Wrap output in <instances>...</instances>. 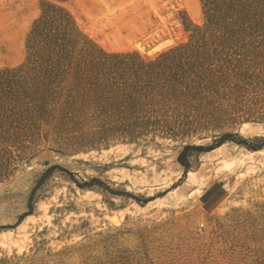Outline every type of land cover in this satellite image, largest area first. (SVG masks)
<instances>
[{
	"label": "rangeland",
	"instance_id": "obj_1",
	"mask_svg": "<svg viewBox=\"0 0 264 264\" xmlns=\"http://www.w3.org/2000/svg\"><path fill=\"white\" fill-rule=\"evenodd\" d=\"M182 2L0 0V264H264V0H235L213 25L202 0ZM47 12L68 21L76 54L149 61L198 48L214 83L173 131L128 135L92 110L42 112L28 97ZM136 14L128 34L107 37ZM223 161L231 169L195 191L189 173L208 180ZM215 182L222 201L205 211Z\"/></svg>",
	"mask_w": 264,
	"mask_h": 264
},
{
	"label": "trees",
	"instance_id": "obj_2",
	"mask_svg": "<svg viewBox=\"0 0 264 264\" xmlns=\"http://www.w3.org/2000/svg\"><path fill=\"white\" fill-rule=\"evenodd\" d=\"M234 1L202 0L209 25L226 18ZM72 32L64 17L47 12L32 33L40 57L33 68L36 90L28 99L42 112L51 103L59 106L63 119L70 112L92 110L103 130L128 135L173 131L181 124V110L214 83L205 69L212 60L198 48L178 47L149 61L136 53L93 57L84 50L75 53L79 42L71 39ZM147 46L138 50L143 53Z\"/></svg>",
	"mask_w": 264,
	"mask_h": 264
},
{
	"label": "bare ground",
	"instance_id": "obj_3",
	"mask_svg": "<svg viewBox=\"0 0 264 264\" xmlns=\"http://www.w3.org/2000/svg\"><path fill=\"white\" fill-rule=\"evenodd\" d=\"M79 1H81V0H79ZM182 1H185V0H175V2H176V4H175V6H176V8H177V6L179 7V6H182L183 4H184V2H182ZM87 2V1H86ZM165 4H167V3H165ZM168 4L169 5H171L170 3H169V1H168ZM150 5V10H149V12H154V13H157V12H159L158 10H159V8H158V5H157V3H154V2H152V3H150L149 4ZM186 5V4H185ZM166 6V5H165ZM165 6H164V9L162 8H160L161 10H160V12H163V11H165ZM173 6H174V4H173ZM161 7V6H160ZM187 7V6H186ZM167 8V7H166ZM175 8V9H176ZM173 9V8H172ZM167 10V9H166ZM171 10V9H170ZM170 15H172L171 13H172V11H167ZM167 14V13H166ZM139 16L140 15H135L133 18L134 19H132V20H129V21H127V22H125L123 25H121L119 28H116V29H114V30H109V34H108V36H107V34H106V36L107 37H109V38H111V39H117L118 37H120V36H123V34H128L129 33V30L131 29V26H132V24L135 22V20H137L138 18H139ZM97 21H101V20H97ZM101 23V22H100ZM136 25V24H135ZM88 32H90V31H88ZM92 36L93 37H96V35H94V34H92ZM105 36V37H106ZM127 36V35H126ZM130 36V35H129ZM106 37V38H107ZM123 38V37H122ZM140 40H142V38H140V37H138V36H136L135 38H134V41H135V43H138V42H140ZM133 41V40H132ZM134 43V42H133ZM133 44H130V45H125V43L124 44H118V47L119 48H121V49H123V50H126V49H128L130 46H132ZM151 48L153 49V46L151 45ZM210 154V153H209ZM211 158H212V156H211ZM232 162H227V161H223L219 166H217L216 168H214V170H213V172H210V171H206V175H208V180L207 179H205V177H203L202 175H197V174H195V173H189V175H188V179H189V181H190V183L192 184V185H194L195 186V191H198L199 193H200V191L203 189H205L206 187H207V185H208V182H209V180H213V179H219V177L224 173V171H227V170H230L231 169V166H232Z\"/></svg>",
	"mask_w": 264,
	"mask_h": 264
},
{
	"label": "crops",
	"instance_id": "obj_4",
	"mask_svg": "<svg viewBox=\"0 0 264 264\" xmlns=\"http://www.w3.org/2000/svg\"><path fill=\"white\" fill-rule=\"evenodd\" d=\"M223 195V187L215 182L200 195L199 203L205 211H212L220 204Z\"/></svg>",
	"mask_w": 264,
	"mask_h": 264
}]
</instances>
